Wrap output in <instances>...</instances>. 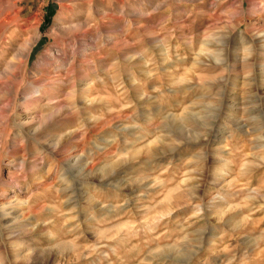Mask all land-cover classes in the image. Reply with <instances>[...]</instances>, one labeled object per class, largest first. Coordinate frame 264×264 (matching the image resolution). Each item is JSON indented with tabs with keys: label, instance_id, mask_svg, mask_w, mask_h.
<instances>
[{
	"label": "rangeland",
	"instance_id": "rangeland-1",
	"mask_svg": "<svg viewBox=\"0 0 264 264\" xmlns=\"http://www.w3.org/2000/svg\"><path fill=\"white\" fill-rule=\"evenodd\" d=\"M25 6L24 63L0 35V264H264V0Z\"/></svg>",
	"mask_w": 264,
	"mask_h": 264
},
{
	"label": "bare ground",
	"instance_id": "bare-ground-1",
	"mask_svg": "<svg viewBox=\"0 0 264 264\" xmlns=\"http://www.w3.org/2000/svg\"><path fill=\"white\" fill-rule=\"evenodd\" d=\"M26 1L28 0H0V6L4 4L8 6V10L0 11V35L3 34L7 27L15 26V29L10 32L7 38L10 40L9 42L13 43L16 47L14 57L19 60L18 64L24 63L25 59L29 57L41 35L40 24L42 22V14L39 9H37L32 15L25 16ZM69 1L75 2V0ZM71 11H73V8L69 4H64L61 7V14L55 22L54 30H59L61 35L63 34L70 39H80L82 35L87 34V31H83L87 26V22L84 20L74 23L69 18L67 19ZM14 31L20 32L21 34L23 33L24 36L18 39ZM18 64L11 62L9 65L10 67H16ZM7 73V70H4V72L0 73V76H8ZM38 92L39 91L32 92L31 95Z\"/></svg>",
	"mask_w": 264,
	"mask_h": 264
}]
</instances>
